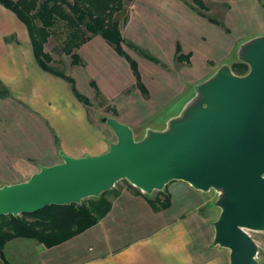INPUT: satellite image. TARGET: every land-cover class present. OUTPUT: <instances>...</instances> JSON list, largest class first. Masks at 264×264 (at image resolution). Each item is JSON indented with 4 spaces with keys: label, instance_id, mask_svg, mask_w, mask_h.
I'll list each match as a JSON object with an SVG mask.
<instances>
[{
    "label": "crops",
    "instance_id": "0c3cea01",
    "mask_svg": "<svg viewBox=\"0 0 264 264\" xmlns=\"http://www.w3.org/2000/svg\"><path fill=\"white\" fill-rule=\"evenodd\" d=\"M203 1L207 16L193 8V0H133L126 6L128 19L121 32L138 50L126 44L123 49L138 64L146 94L129 61L98 35L75 50L83 64L73 65L71 59L65 68L87 74L92 91L84 95L72 72L60 68L55 53L61 52L58 45L51 46V36L44 46L53 58L50 65L71 76L90 105L77 99L66 79L39 65L28 27L0 3V172L11 173H0V187L28 181L43 165L61 163V153L79 158L107 152L117 137L108 125L91 118L97 93L110 102L119 98L120 116L115 118L130 126L137 140L148 127L164 130L161 125L180 115L195 96L194 87L222 65L232 67L239 44L251 37L235 35L229 24L233 5ZM209 2L229 5L223 21L207 14ZM59 32L67 33L62 25ZM177 46L189 60H177ZM117 191V197H110V212L85 232L52 248L12 240L0 251V264H231L230 251L214 245L220 211L211 191L172 182L163 190L171 204L158 210L129 186Z\"/></svg>",
    "mask_w": 264,
    "mask_h": 264
},
{
    "label": "water",
    "instance_id": "95a60500",
    "mask_svg": "<svg viewBox=\"0 0 264 264\" xmlns=\"http://www.w3.org/2000/svg\"><path fill=\"white\" fill-rule=\"evenodd\" d=\"M244 76L222 65L194 87L195 96L165 130L139 140L116 118H103L117 141L107 152L41 166L28 181L0 187V217L32 214L51 205L81 204L126 180L151 195L175 181L218 193L214 245L230 251L231 264H259L264 232V36L239 46Z\"/></svg>",
    "mask_w": 264,
    "mask_h": 264
},
{
    "label": "trees",
    "instance_id": "16d2710c",
    "mask_svg": "<svg viewBox=\"0 0 264 264\" xmlns=\"http://www.w3.org/2000/svg\"><path fill=\"white\" fill-rule=\"evenodd\" d=\"M133 0H0V3L13 11L28 27L35 56L39 65L46 71L66 79L72 84L78 100L90 105L89 99L78 92L74 79L62 70L50 65L53 62L51 55L44 50L49 38L56 35L61 25L66 29V36L62 40L61 53L70 55L73 65L83 64V60L75 52L94 36H102L119 55L125 57L137 79V85L146 94L142 84L138 64L123 49V44L138 50L133 44L127 43L121 32V24L128 19L126 6ZM264 6V0H259ZM193 8L202 14L208 11L203 0H193ZM118 12V16H115ZM125 12V13H124ZM122 13V21L118 18ZM216 24L224 26L222 22ZM62 29V28H61ZM177 60H189L190 55L181 54L177 46ZM151 58V56L146 55ZM152 59V58H151ZM236 75L244 76L249 72V66L242 62L232 65ZM128 186L143 194L151 206L158 210L168 208L171 204L169 195L164 191H157V196L142 193L129 182ZM119 191L114 188L82 201L81 204L55 206L32 214L19 216L4 215L0 217V251L12 240L24 238L34 240L47 248L60 245L69 239L85 232L96 225L111 210V196H118Z\"/></svg>",
    "mask_w": 264,
    "mask_h": 264
},
{
    "label": "rangeland",
    "instance_id": "374dc122",
    "mask_svg": "<svg viewBox=\"0 0 264 264\" xmlns=\"http://www.w3.org/2000/svg\"><path fill=\"white\" fill-rule=\"evenodd\" d=\"M219 1H225V2H228L231 5H233V10H232L233 12L229 17V24L231 27H233L236 36H241L242 34H246V36H251V37H248V39L264 36V21H263L264 9L258 8V6H257L258 1H255V0H219ZM209 7H210L209 10H211V11H210V13L207 12V14L210 16H213L214 18L218 19L219 21L224 20L225 14L230 8L229 5L226 3L212 4L211 2H209ZM125 9L127 10V7ZM118 18L122 21V13H121V15H119ZM65 36L66 35L63 32H62V34L59 32L56 35H54L53 40L51 42V46L58 45L57 48L62 47V40L64 39ZM248 39H246V41ZM243 42H245V41H243ZM240 45L241 44H239V46ZM239 46L237 48V53H238ZM142 52H143V50L140 49V51H138V54L142 55ZM55 57L60 60L58 62V64L59 65L61 64L60 65L61 69L65 70V71L69 70V72H72L73 76H75V78L77 79L80 91L82 93H84V95H89L92 90L90 89L89 84H87V81H86V79L88 78L87 74L84 73L82 70L75 71L72 68L65 69L66 67H69L71 64L72 58L69 55H66L64 53H61V54L55 53ZM237 58H238V56H237ZM230 62H231V60H230ZM237 62H239V61H237ZM162 66H164V65H162ZM164 67H166V66H164ZM208 78L209 77H206L201 82L206 81ZM190 96H191L190 94L188 96L185 95L180 101L181 105L185 104L186 103L185 101ZM93 101H94V107L95 108L90 109V111H91L90 115H91L92 120H97L102 125H105L106 123H104L102 121L103 118H106V117H109V118L118 117L119 118V116H120L119 110L116 108L117 107L116 104L119 105V98H117V102L116 101L110 102V101L106 100L101 93H97L96 96L93 97ZM99 109H100V112H99ZM170 120L166 121L164 123V125L163 124L161 125V126H163L162 129H164V130L167 129L168 123ZM151 129L156 130L153 127H148L145 129V131L144 130L142 131L141 137L143 138L145 136L146 132L148 130H151ZM140 134L141 133L139 130L137 132V135L140 136ZM116 141H117V139H116ZM37 164L39 165L40 162H37ZM2 172H4L3 173L4 176L11 174L10 170L9 171L5 170ZM2 172H0V173H2ZM0 178H2V177H0ZM124 187H128V183L126 180L118 182L116 184V186L114 187V189L120 190ZM210 194L212 195L213 201L215 204L217 197H218V193L216 191L212 190L210 192ZM157 195H158L157 191H155L151 194V197L155 198ZM219 211H220V209H219ZM249 234L258 243V245H259L258 260L261 264H264V232H252V231H250Z\"/></svg>",
    "mask_w": 264,
    "mask_h": 264
}]
</instances>
